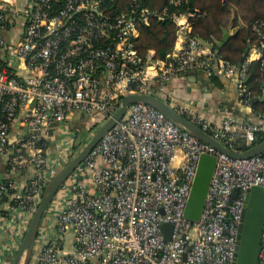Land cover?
<instances>
[{
    "label": "built area",
    "instance_id": "obj_1",
    "mask_svg": "<svg viewBox=\"0 0 264 264\" xmlns=\"http://www.w3.org/2000/svg\"><path fill=\"white\" fill-rule=\"evenodd\" d=\"M188 1L167 0L175 8ZM108 2L0 0V159L13 171L35 173L27 183L0 184V204L6 198L0 264H12L48 184L77 156L68 151L81 140L67 126L76 113L103 125L125 97L152 95L234 152L236 142L250 146L264 132V116L249 124L226 114L215 125L161 96L174 79L200 73L232 82L249 106L251 64L260 61L264 71V22L252 25L258 44L240 67L193 33L192 19L204 16L199 9L169 14L131 0L109 10ZM154 19L177 25L165 60L153 51L143 57L135 46ZM56 138L54 152H44ZM203 155L218 162L202 218L192 223L185 212ZM254 187L264 188V153L233 159L158 110L132 104L57 192L29 264H235L246 196ZM258 264H264V224Z\"/></svg>",
    "mask_w": 264,
    "mask_h": 264
},
{
    "label": "water",
    "instance_id": "obj_2",
    "mask_svg": "<svg viewBox=\"0 0 264 264\" xmlns=\"http://www.w3.org/2000/svg\"><path fill=\"white\" fill-rule=\"evenodd\" d=\"M228 40V36L225 35L223 40L217 44L218 49L216 50V55L220 54L221 48L228 42ZM250 49L251 47L249 46L244 56L241 58L239 62L240 67L242 66ZM135 103H142L158 110L201 142L211 145L218 151L227 154L233 159H248L264 153V142L244 152L239 153L231 151L212 138L209 134L205 133L198 126L191 123L171 105L159 97L152 95L127 96L124 98L120 110L100 127L86 147L50 181L45 190L41 204L34 215L19 251L14 258L13 264H21L23 261L25 264H29L42 217L57 195V192L74 173L76 168L88 157L103 137L125 117L128 107ZM217 162V158L212 155H203L199 161L196 178L185 212V218L192 223H198L202 218L211 181L217 167ZM12 192V190H8L6 197H8V195ZM238 195L239 191L235 190L234 198H237ZM5 201L6 198H4L0 204L1 210L4 207ZM263 224L264 188L254 187L248 191L246 196V207L243 212V223L241 225V231L238 238L235 264H258ZM168 228H170L168 225L164 226V229ZM167 239H170V235L167 236Z\"/></svg>",
    "mask_w": 264,
    "mask_h": 264
},
{
    "label": "trees",
    "instance_id": "obj_3",
    "mask_svg": "<svg viewBox=\"0 0 264 264\" xmlns=\"http://www.w3.org/2000/svg\"><path fill=\"white\" fill-rule=\"evenodd\" d=\"M129 1L109 0V10L123 9L129 5ZM144 6L160 12L167 9L169 14L178 12L182 14L199 9L204 16L192 19L194 23L193 33L203 41L212 44L214 50L218 49L216 41L221 42L223 40L224 30L228 29L231 23L240 22L241 26L237 28L236 33L220 50V56L234 64H239L249 46L253 47L258 44V38L252 31V25L256 22H264V0H189L185 6L179 8L169 5L167 0H144ZM233 12L235 13L234 22L232 21ZM176 38L177 25L173 21L154 19L149 26L141 28V35L135 41V46L143 57L153 51L156 60H165L173 52ZM247 87L253 97L255 95L261 96L264 91V71L261 68L260 61H254L251 64ZM254 107V112L257 115L264 116V105L257 103ZM97 123H99V120ZM99 125L96 124L92 131L96 127L99 130L101 127ZM54 141L55 139L43 146L44 152L54 148ZM262 142H264V132L258 133L256 140L250 146H246L240 141L236 142L234 150L244 152Z\"/></svg>",
    "mask_w": 264,
    "mask_h": 264
},
{
    "label": "crops",
    "instance_id": "obj_4",
    "mask_svg": "<svg viewBox=\"0 0 264 264\" xmlns=\"http://www.w3.org/2000/svg\"><path fill=\"white\" fill-rule=\"evenodd\" d=\"M234 15L235 13L233 12V22L235 19ZM240 26V22L231 23L229 28L224 30V37L227 35L230 39ZM216 43L218 44L219 41H216ZM165 94L170 95L175 104L192 108L201 117L215 125H219L226 114H233L249 124H258L259 120L254 112V106L257 103L264 105V91L261 96L255 95L249 106H245L241 103L238 92L232 82L219 76L207 78L200 73H190L174 79L164 87V91L161 92L162 98H164ZM17 137L18 129H13L11 142H15ZM49 152L53 153L54 148H51ZM34 178L35 173L30 168L13 171L6 161L0 159V184L5 183L8 185L14 180L17 183H27ZM2 210L0 209V215H2ZM21 264H25V262L23 261Z\"/></svg>",
    "mask_w": 264,
    "mask_h": 264
},
{
    "label": "rangeland",
    "instance_id": "obj_5",
    "mask_svg": "<svg viewBox=\"0 0 264 264\" xmlns=\"http://www.w3.org/2000/svg\"><path fill=\"white\" fill-rule=\"evenodd\" d=\"M96 121L93 117L90 116H82L81 113H76L73 117L69 119V123L67 124L69 130H74L77 134L74 137V140L79 141L75 143L74 149H70L68 152L72 150L73 153L79 154V152L85 147L86 144L94 137L97 132V127L94 131L92 129L95 127ZM102 125V124H100ZM99 125V126H100ZM92 131V132H91ZM92 133H95L92 135ZM82 138V139H81ZM57 140L55 139L53 145H56ZM55 147V146H54ZM46 218V216H45Z\"/></svg>",
    "mask_w": 264,
    "mask_h": 264
}]
</instances>
